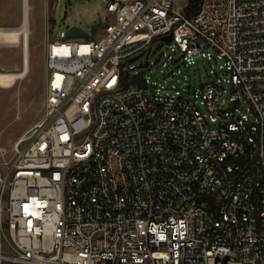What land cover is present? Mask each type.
I'll return each instance as SVG.
<instances>
[{
	"label": "built area",
	"instance_id": "built-area-1",
	"mask_svg": "<svg viewBox=\"0 0 264 264\" xmlns=\"http://www.w3.org/2000/svg\"><path fill=\"white\" fill-rule=\"evenodd\" d=\"M103 1V37L48 40L43 118L0 148V264H264V0ZM158 39L168 70L214 50L211 81L132 73Z\"/></svg>",
	"mask_w": 264,
	"mask_h": 264
},
{
	"label": "rangeland",
	"instance_id": "rangeland-1",
	"mask_svg": "<svg viewBox=\"0 0 264 264\" xmlns=\"http://www.w3.org/2000/svg\"><path fill=\"white\" fill-rule=\"evenodd\" d=\"M29 6V71L13 88L0 87V148L12 156L15 142L43 118L46 91L45 53L48 40L63 41L62 34L72 26L82 28L85 41L97 40L105 35V26L114 21L103 0H27ZM25 0H0V28L19 29L23 25ZM23 44L0 43V71L21 72L24 69ZM207 58H198L185 68L184 64L169 69L163 66L171 49L158 39L153 44L151 66L145 67V58L134 62L132 73H141L150 85L169 91L173 85L179 89L187 86V78L199 86L211 81L212 59H217L214 50L206 48ZM166 54V56H165ZM219 64H223L219 60ZM178 69L181 70L178 73ZM165 71V73H163ZM171 71L175 75L171 77ZM170 78V79H169ZM0 161H2L0 157Z\"/></svg>",
	"mask_w": 264,
	"mask_h": 264
},
{
	"label": "bare ground",
	"instance_id": "bare-ground-1",
	"mask_svg": "<svg viewBox=\"0 0 264 264\" xmlns=\"http://www.w3.org/2000/svg\"><path fill=\"white\" fill-rule=\"evenodd\" d=\"M25 0L23 13V25L19 29L4 30L0 28V43L18 45L23 44L24 69L21 72L0 71V87L5 89L13 88L19 79H23L29 71V6Z\"/></svg>",
	"mask_w": 264,
	"mask_h": 264
},
{
	"label": "water",
	"instance_id": "water-1",
	"mask_svg": "<svg viewBox=\"0 0 264 264\" xmlns=\"http://www.w3.org/2000/svg\"><path fill=\"white\" fill-rule=\"evenodd\" d=\"M66 38H82V37H87L86 32L77 26H72L70 28L67 29L66 33ZM164 41L166 42H170L172 40V35L163 38Z\"/></svg>",
	"mask_w": 264,
	"mask_h": 264
}]
</instances>
